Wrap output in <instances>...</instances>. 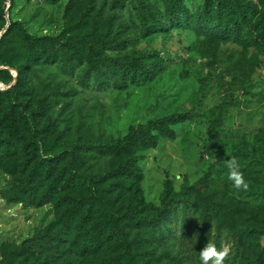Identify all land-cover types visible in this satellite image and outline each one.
Returning <instances> with one entry per match:
<instances>
[{"label":"rangeland","instance_id":"1","mask_svg":"<svg viewBox=\"0 0 264 264\" xmlns=\"http://www.w3.org/2000/svg\"><path fill=\"white\" fill-rule=\"evenodd\" d=\"M183 3L195 16L203 15L204 0ZM5 6L8 25L20 21L39 38L60 36L71 28L69 36L108 48L111 54L119 52L121 43L132 53L158 54L151 60H160L163 72L147 84L129 87L109 81L92 87L94 79L89 87L82 79L88 80L90 66L70 64L67 50L56 64L35 67L30 97L45 110L41 128L54 122L48 148L80 138L109 142L124 137L131 126L191 113L190 121L176 127V140H163L158 148L139 154L144 197L158 206L168 180L178 193L185 184L194 185L199 193L182 207L191 230L201 235L200 247L209 241L218 249L227 246L225 264L264 263L263 43L247 48L184 29H154L165 23L163 17L168 20L165 0H0V8ZM214 120L223 123L211 141L208 128ZM231 157L237 158L250 184L247 192L236 193L228 180L224 161ZM91 166L105 172L112 163L99 160ZM14 171L0 166V261L6 245L32 238L56 215L52 203L31 206L30 198L13 202L19 181Z\"/></svg>","mask_w":264,"mask_h":264},{"label":"trees","instance_id":"2","mask_svg":"<svg viewBox=\"0 0 264 264\" xmlns=\"http://www.w3.org/2000/svg\"><path fill=\"white\" fill-rule=\"evenodd\" d=\"M165 2L168 20L163 17L165 23L154 29H184L247 48L264 44V0H204L201 16L183 0ZM9 15L6 6L0 8V82L5 85L0 87V166L10 165L19 175L13 202L30 198L31 206L52 203L56 215L32 238L6 245L0 264H202L201 235L191 230L182 207L199 192L185 184L178 193L168 180L160 205L151 206L143 193L139 156L163 140H176V127L190 121L191 113L131 126L124 137L109 142L80 138L48 148L54 122L41 128L45 110L30 97L34 68L56 64L63 51L70 52V64L90 66L88 80L82 79L89 87L92 79V87L108 81L124 87L147 84L165 67L151 60L158 54L132 53L124 43L111 54L108 48L69 36L71 28L60 36L39 38L20 21L8 25ZM222 123L211 121V141ZM99 160H110L111 169L93 171L91 162ZM208 178L202 181L208 184Z\"/></svg>","mask_w":264,"mask_h":264},{"label":"clouds","instance_id":"3","mask_svg":"<svg viewBox=\"0 0 264 264\" xmlns=\"http://www.w3.org/2000/svg\"><path fill=\"white\" fill-rule=\"evenodd\" d=\"M225 167L228 169V180L231 182L236 193L241 191L247 192L250 188L249 182L245 179V175L241 170L240 163L237 158L231 157L224 161ZM230 254L227 246L217 248L213 242H207L199 251V259L202 264H225V260Z\"/></svg>","mask_w":264,"mask_h":264}]
</instances>
